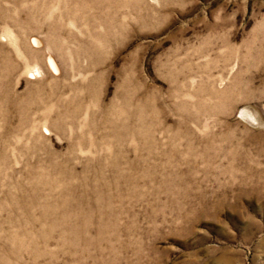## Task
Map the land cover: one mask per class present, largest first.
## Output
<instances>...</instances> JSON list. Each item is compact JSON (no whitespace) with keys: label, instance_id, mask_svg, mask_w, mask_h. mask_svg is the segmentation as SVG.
<instances>
[{"label":"rangeland","instance_id":"obj_1","mask_svg":"<svg viewBox=\"0 0 264 264\" xmlns=\"http://www.w3.org/2000/svg\"><path fill=\"white\" fill-rule=\"evenodd\" d=\"M0 264H264V0H0Z\"/></svg>","mask_w":264,"mask_h":264},{"label":"bare ground","instance_id":"obj_2","mask_svg":"<svg viewBox=\"0 0 264 264\" xmlns=\"http://www.w3.org/2000/svg\"><path fill=\"white\" fill-rule=\"evenodd\" d=\"M50 64H51V61H50ZM51 66L54 68V65L53 64H51ZM9 102V101H8ZM7 118V117H6ZM99 180V179H98ZM105 183V182H104ZM106 184V183H105ZM109 188V187H108ZM91 189V188H90ZM94 193V192H93ZM106 194V193H105ZM104 194V195H105ZM112 194V193H111ZM112 198V197H111ZM109 202V201H108ZM99 204V203H98ZM96 206V205H95ZM94 208V207H93ZM94 221V220H93ZM151 253V252H150ZM142 254V253H141ZM39 256V255H38ZM94 263V262H93Z\"/></svg>","mask_w":264,"mask_h":264}]
</instances>
